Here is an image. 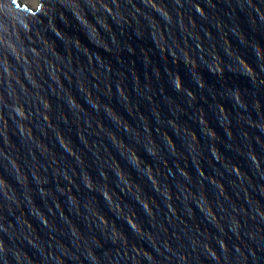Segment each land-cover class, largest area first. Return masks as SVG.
Returning a JSON list of instances; mask_svg holds the SVG:
<instances>
[{
    "label": "water",
    "instance_id": "water-1",
    "mask_svg": "<svg viewBox=\"0 0 264 264\" xmlns=\"http://www.w3.org/2000/svg\"><path fill=\"white\" fill-rule=\"evenodd\" d=\"M0 0V264H264V0Z\"/></svg>",
    "mask_w": 264,
    "mask_h": 264
},
{
    "label": "bare ground",
    "instance_id": "bare-ground-1",
    "mask_svg": "<svg viewBox=\"0 0 264 264\" xmlns=\"http://www.w3.org/2000/svg\"><path fill=\"white\" fill-rule=\"evenodd\" d=\"M27 1L31 6H33L36 3V0H25Z\"/></svg>",
    "mask_w": 264,
    "mask_h": 264
},
{
    "label": "rangeland",
    "instance_id": "rangeland-1",
    "mask_svg": "<svg viewBox=\"0 0 264 264\" xmlns=\"http://www.w3.org/2000/svg\"><path fill=\"white\" fill-rule=\"evenodd\" d=\"M23 1H25V0H23ZM27 2V1H26ZM37 4H34L33 6H36Z\"/></svg>",
    "mask_w": 264,
    "mask_h": 264
}]
</instances>
